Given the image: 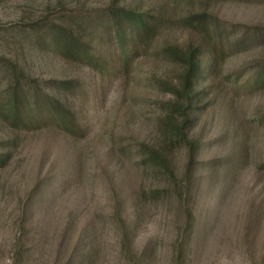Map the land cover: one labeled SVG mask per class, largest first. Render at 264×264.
<instances>
[{
  "label": "rangeland",
  "instance_id": "1",
  "mask_svg": "<svg viewBox=\"0 0 264 264\" xmlns=\"http://www.w3.org/2000/svg\"><path fill=\"white\" fill-rule=\"evenodd\" d=\"M110 1L0 0V96L16 67L23 72L19 77L25 72L35 79L32 91L61 97L85 113L86 133L82 140L59 131L19 133L0 120V151L10 147L12 154L0 166V264H24V255L17 257L24 243L30 249L27 264H67L78 248L92 252L84 264H143L144 256H150L149 264L173 263L185 219L167 176L146 152L166 142L160 121L167 114L171 85L183 72L167 49L195 43L199 35L169 23L140 46L127 75H112L88 66L86 57L67 60L48 32L37 31L82 27L76 33L79 46L116 64L121 57L117 38L102 28ZM130 3L148 11L145 6L161 9L164 0L120 1L121 6ZM181 7L187 15L194 13ZM210 10L226 31L224 43L233 48L217 63L204 58L212 72L202 70L211 78L198 87L205 100L195 124L202 149L194 181L201 179L189 202L195 222L186 264H264V87H255L253 78L264 62V0H217ZM37 22L42 27L33 26ZM214 44L223 46L219 39ZM62 83L74 88L63 90ZM169 148L182 178L184 149L174 143ZM224 163L231 172L227 181L221 175ZM76 166L81 172L74 180ZM41 170L50 182L42 188L46 195L36 196L42 203L24 240V208ZM119 197L122 217L136 220L126 251L115 216Z\"/></svg>",
  "mask_w": 264,
  "mask_h": 264
},
{
  "label": "trees",
  "instance_id": "2",
  "mask_svg": "<svg viewBox=\"0 0 264 264\" xmlns=\"http://www.w3.org/2000/svg\"><path fill=\"white\" fill-rule=\"evenodd\" d=\"M120 1H110V5L105 12V17L108 18L107 24L102 27L107 30L106 33L117 38L116 49L121 52V57L119 56L116 64L109 65L107 61H101L100 57L88 55L90 50L82 45L79 46L76 33L82 30V27H79L76 32L63 28V26L49 29L40 28L37 31L38 33L48 32L52 36L54 49L67 60H81L86 57L83 62L88 66L99 68L101 73L112 75H127L130 60L137 54L140 46L155 40L158 30L169 23L177 22L183 28L191 29L194 34L199 35V39L195 43H187L182 48L178 46L174 49H167L168 56L182 66L183 72L178 77V84L171 85V100L167 105V114L160 121V127L166 136V142L146 152L147 160L167 176L169 189L174 194L175 200L181 205L185 219V233L180 244L176 245L172 264H186V251L189 249L195 222L194 203L189 204V202L192 198H195L192 192L195 186H200L201 179L198 178L197 181H194V176L200 168L198 156L202 149V138L200 136L196 137L195 124L200 120V113L204 110L205 100L204 90L198 87L211 78L204 76L206 72L207 75L212 72L211 65L206 68L207 64L204 62V58L208 56L212 63H217L219 59L226 56L225 51L227 52L233 47L231 43L230 45L224 43L227 38L223 34L226 31L217 25V18L210 13V6L217 0H164V3L160 5L161 9H157L153 5L145 6L149 9L148 11L133 7L132 3L121 6ZM181 6L185 8L187 6L192 7L194 13L185 14V9ZM173 7H175V13L170 12ZM176 8H179L177 9L179 11H176ZM33 26L42 27V24L37 22ZM215 39H219L223 45L220 49L214 44ZM111 40L109 42L115 44V38L111 37ZM233 44V46H236L240 44V41ZM227 47H230V49ZM129 52L130 55L127 54ZM204 68H206V72L202 73ZM22 74V71L13 67L6 88L0 96V120L14 132L29 134L44 132L51 134L54 131H59L74 140L85 139V122L83 121L85 113H79L61 97L45 96L32 91L30 88L33 83L32 80L35 79L26 77L25 72L24 77H19ZM253 78L255 87H264V62ZM73 86L70 83L60 85L63 90L69 91L74 88ZM57 89L60 90L59 87ZM58 94L61 93L58 92ZM171 143L179 144L185 152L186 164L182 178L178 177L172 166L169 156ZM11 158V148L2 149L0 151V166L11 161ZM221 169L223 170L221 175L226 181L229 180L231 172L228 164L224 163ZM80 172V168L78 169L76 166L72 178L77 180ZM53 174H51V178H53ZM49 178L48 173L41 170L31 193L27 197L24 208V240L25 234L30 232L28 224L31 220L33 221L36 209L42 203V199L36 196L46 195L42 192V188L47 182H50ZM156 193H159V191ZM119 200V204L115 207V216L121 230L120 241L126 251L130 247V241H132L131 225L136 220L132 215L122 217L119 211L122 199L119 197ZM29 251L30 249L24 243L23 254L18 253L17 257L20 260L24 255V264H27L26 256ZM87 258H93L92 252L88 254L84 248H78L73 251L67 264H84ZM149 260L150 256H144L143 264H149Z\"/></svg>",
  "mask_w": 264,
  "mask_h": 264
}]
</instances>
